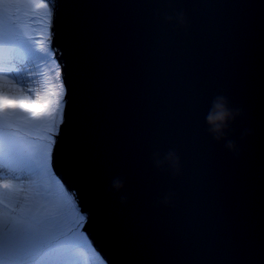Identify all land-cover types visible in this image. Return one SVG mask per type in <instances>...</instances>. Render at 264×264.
Wrapping results in <instances>:
<instances>
[{
    "label": "water",
    "instance_id": "water-1",
    "mask_svg": "<svg viewBox=\"0 0 264 264\" xmlns=\"http://www.w3.org/2000/svg\"><path fill=\"white\" fill-rule=\"evenodd\" d=\"M53 2L50 48L69 124L78 116L82 69L96 88L95 195L112 218L147 225L143 235L105 233L94 217L83 232L95 252L105 264H222L221 243L258 249L264 116L252 90L262 70L259 8L238 0ZM69 17L79 22L82 51L70 45ZM217 98L234 113L219 140L208 122ZM169 152L178 171L157 166ZM51 163L58 180L66 178L59 153Z\"/></svg>",
    "mask_w": 264,
    "mask_h": 264
},
{
    "label": "snow or ice",
    "instance_id": "snow-or-ice-1",
    "mask_svg": "<svg viewBox=\"0 0 264 264\" xmlns=\"http://www.w3.org/2000/svg\"><path fill=\"white\" fill-rule=\"evenodd\" d=\"M3 2L11 6L15 0ZM237 6L257 7L260 12L262 70L258 90H252V100L264 116V0H238ZM242 23L247 24L248 21ZM67 27L70 45L82 51L79 22L69 17ZM30 56L31 52L24 48L22 38L14 33L10 18L0 15V78L7 80L12 88H17L23 83L19 77L22 69L18 65L26 63ZM59 74L57 69L58 77ZM65 82L68 83L67 77ZM78 86V116L71 124L63 108L67 103L63 87L59 93H53L51 86L45 84L43 93L37 94L38 101H47L48 104L42 112L24 108L21 102H31V97L22 92H0V170L10 175L12 180H26L27 177L16 173L31 167L19 137L20 124L51 118L42 163V172L49 178L47 191L36 192L31 203L21 199L15 208L9 205L8 215H0V264H82L79 257L84 248H69L66 237L74 235L86 241L83 229L94 217L105 233L118 231L127 234L134 230L143 235L147 232V225L112 218L106 205L95 195L90 174L95 166L98 143L97 94L86 69L79 74ZM54 95L58 96L55 108L51 99ZM196 115L197 123L202 124L199 117L203 113L197 112ZM60 124L64 127L60 128ZM56 153L60 154L66 172V178L62 177L61 180H56L49 172L50 167H55L50 162ZM259 170L264 188V143L259 149ZM3 189L12 193L25 191L24 187L8 182L3 183ZM82 200L88 203V207L83 206ZM217 256L222 264H256L257 258L258 264H264V194L261 199L258 249L255 243H250L229 251L221 243Z\"/></svg>",
    "mask_w": 264,
    "mask_h": 264
},
{
    "label": "rangeland",
    "instance_id": "rangeland-1",
    "mask_svg": "<svg viewBox=\"0 0 264 264\" xmlns=\"http://www.w3.org/2000/svg\"><path fill=\"white\" fill-rule=\"evenodd\" d=\"M53 1L15 0L11 6H8L3 0H0V15L10 18L14 33L22 38L24 48L31 52L27 62L18 65L22 69L19 77L23 83L17 88H12L7 80L0 78V92L9 94L22 92L23 95L30 96L31 102L22 101L21 103L24 108L34 112H42L48 107L47 101L37 100V94L43 93L46 83L51 86L53 93H59L61 87L64 88L61 81L60 64L55 60L54 53L50 48ZM57 69H59V77ZM11 75L15 76V74ZM10 79L11 77H9ZM51 99L54 102L52 107L55 108L58 96L54 95ZM7 103H13V101H7ZM50 123L51 118L45 117L31 124H20L19 137L25 150L27 163L31 167L25 168L22 172L17 171V175L27 177L23 181H14L5 171L0 170V215L5 217L8 215L9 205L15 208L21 199L31 203L36 192L47 191L49 178L42 172V163L43 151L47 143V128ZM49 172L58 180L52 167L49 168ZM5 182L15 184L17 187H24L25 191L12 193L4 190L3 183ZM83 235L86 241L80 240L74 235H68L66 237L68 247L84 248L79 257L82 264H105L100 255L95 252L87 235L84 232Z\"/></svg>",
    "mask_w": 264,
    "mask_h": 264
},
{
    "label": "clouds",
    "instance_id": "clouds-1",
    "mask_svg": "<svg viewBox=\"0 0 264 264\" xmlns=\"http://www.w3.org/2000/svg\"><path fill=\"white\" fill-rule=\"evenodd\" d=\"M54 12V9H53ZM238 114V113H237ZM234 113L231 109L227 107L226 101L223 98H217L216 101L213 102V113L208 117L209 122V132L214 136L215 139L219 140L223 138L224 128L226 127L227 121L232 119ZM250 134V132L245 133ZM229 151H235L236 145L234 142H227L225 145ZM157 166H162L165 163H168L174 170L178 171V157L175 156L174 153H167L163 160H156ZM122 181H117L115 187L119 189L122 187ZM169 198L165 197V201L167 202Z\"/></svg>",
    "mask_w": 264,
    "mask_h": 264
}]
</instances>
